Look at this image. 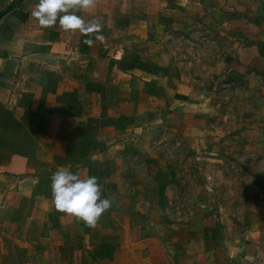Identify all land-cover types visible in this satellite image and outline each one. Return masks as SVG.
<instances>
[{"label": "rangeland", "instance_id": "obj_1", "mask_svg": "<svg viewBox=\"0 0 264 264\" xmlns=\"http://www.w3.org/2000/svg\"><path fill=\"white\" fill-rule=\"evenodd\" d=\"M163 8L111 54L27 82L0 159V263L264 264V0ZM61 168L112 200L94 226L55 207Z\"/></svg>", "mask_w": 264, "mask_h": 264}, {"label": "crops", "instance_id": "obj_2", "mask_svg": "<svg viewBox=\"0 0 264 264\" xmlns=\"http://www.w3.org/2000/svg\"><path fill=\"white\" fill-rule=\"evenodd\" d=\"M37 2L0 0V159L9 157L5 144L9 142L10 129L18 128L27 111L23 103L25 95L31 94L27 89L31 78L36 79L43 73L52 76L60 63L101 53L95 47H100L102 41L109 46L107 55L111 54L114 50L111 37L118 28L143 30L164 24L170 18V14L164 12L163 0H95L94 7L78 14L85 21L102 25L99 33L104 39L101 40L96 31H66L59 23L40 26L31 15ZM3 169L0 163V173ZM10 188L7 179H0V204L5 202V192ZM8 236L2 229L0 250L8 249ZM229 256L231 264L243 260L238 252L232 251Z\"/></svg>", "mask_w": 264, "mask_h": 264}, {"label": "clouds", "instance_id": "obj_3", "mask_svg": "<svg viewBox=\"0 0 264 264\" xmlns=\"http://www.w3.org/2000/svg\"><path fill=\"white\" fill-rule=\"evenodd\" d=\"M95 0H38L31 15L42 27L59 23L66 31L99 33L102 25L95 21H85L78 14L81 10L94 7ZM91 43V41H89ZM51 193L58 210L72 214L89 226H94L99 217L112 205L109 197L102 196L98 177H81L69 168L57 169L51 177Z\"/></svg>", "mask_w": 264, "mask_h": 264}]
</instances>
